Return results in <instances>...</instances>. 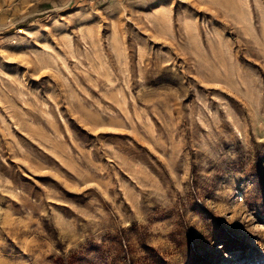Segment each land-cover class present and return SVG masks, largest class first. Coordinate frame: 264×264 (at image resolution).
Listing matches in <instances>:
<instances>
[{
    "label": "rangeland",
    "instance_id": "1",
    "mask_svg": "<svg viewBox=\"0 0 264 264\" xmlns=\"http://www.w3.org/2000/svg\"><path fill=\"white\" fill-rule=\"evenodd\" d=\"M0 264H264V0H0Z\"/></svg>",
    "mask_w": 264,
    "mask_h": 264
},
{
    "label": "trees",
    "instance_id": "2",
    "mask_svg": "<svg viewBox=\"0 0 264 264\" xmlns=\"http://www.w3.org/2000/svg\"><path fill=\"white\" fill-rule=\"evenodd\" d=\"M224 246H226V247H227L228 245H227L226 243H224Z\"/></svg>",
    "mask_w": 264,
    "mask_h": 264
}]
</instances>
